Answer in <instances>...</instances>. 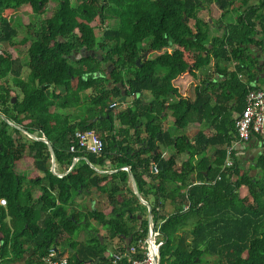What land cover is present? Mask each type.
<instances>
[{"label": "trees", "instance_id": "1", "mask_svg": "<svg viewBox=\"0 0 264 264\" xmlns=\"http://www.w3.org/2000/svg\"><path fill=\"white\" fill-rule=\"evenodd\" d=\"M47 1L0 0V199L5 200L0 264L16 259L41 264L49 246L91 220L109 239L122 242L115 251L125 254L128 243L139 252L147 230L145 207L132 193L126 171L103 173L89 165L102 171L128 167L152 223L161 221L158 264H264V135H254L262 152L246 167L233 149L230 165L223 166L226 147L236 140L230 111L239 113L245 93L261 89L253 84L257 60L249 57L248 46L264 51V0H54L56 7L38 20L34 37L17 38L12 18L19 7L28 3L40 13ZM212 3L220 9L217 22L230 11L236 15L224 23V33L208 37V24L197 12ZM93 20L100 27L97 35ZM107 20L114 26H106ZM33 23L21 27L31 31ZM22 46L23 53L12 58L7 48ZM144 52L153 55L144 59ZM230 61L234 69L227 71ZM209 64L222 80H203L194 86L192 100L183 97L173 81L184 74L194 80ZM119 86L134 98L108 107L120 95ZM234 97L235 105L228 106ZM70 108L79 111L71 115ZM165 111L177 129L207 112L214 132L197 131L190 142L161 128ZM3 118L43 137L61 175L49 171L45 143L22 136ZM76 130H93L102 142L100 153L70 152ZM165 147L172 153L163 158ZM179 153L187 157L176 168ZM25 155L31 160L29 175L15 170ZM73 157L78 159L66 171ZM90 192L105 195L107 211L74 207L75 196ZM165 203L169 212L163 214ZM93 234L76 251L74 242L67 243L74 251L71 264L107 263L106 246L97 239L100 229ZM127 262L126 255L120 264Z\"/></svg>", "mask_w": 264, "mask_h": 264}, {"label": "built area", "instance_id": "2", "mask_svg": "<svg viewBox=\"0 0 264 264\" xmlns=\"http://www.w3.org/2000/svg\"><path fill=\"white\" fill-rule=\"evenodd\" d=\"M244 106L242 110L233 118L236 143L247 142L252 135H264V89L248 90L243 98ZM115 103H110V107ZM102 148L100 138L93 130H76L72 134V141L68 150H81L92 154H99ZM232 146L226 148V156L223 166L230 165V154ZM77 157L72 160L77 161ZM125 170L126 167H121ZM152 171L156 169L152 166ZM0 205H5V200L0 199ZM186 209V205L182 206V210ZM161 221L153 224L152 221L147 224L146 235L143 240V245L137 252L134 245H127V264H153V261L158 258L157 249L161 240L159 226ZM125 254L118 251L111 252L107 256L106 264H120V261ZM41 264H71L68 257L64 253H60L56 246H49L45 254L41 258ZM105 264V263H99Z\"/></svg>", "mask_w": 264, "mask_h": 264}, {"label": "crops", "instance_id": "3", "mask_svg": "<svg viewBox=\"0 0 264 264\" xmlns=\"http://www.w3.org/2000/svg\"><path fill=\"white\" fill-rule=\"evenodd\" d=\"M212 4L213 5H210V7H208L209 5L202 7L197 12V16L199 18H201L203 21L207 22V24H208V37L220 36L222 33H224L225 32L224 31V23H228V22L233 21V19L235 18V15H236V12L230 11L229 12V14H231L230 16H228L229 14L227 13L223 17L222 22H217V20L219 18V14H220V9L214 3H212ZM207 7L210 9L209 10L210 14H209V16H205L204 18H202L199 13L200 12H206L208 10ZM191 23L192 22H190L189 24L191 25ZM256 38H260V36L257 35ZM248 49L250 52L249 57L255 58L257 60V62H256L257 63V65H256L257 75L254 79L255 82L253 83V84H255V83L257 84L260 78L264 79V51H262L259 46H255V45H249ZM167 50H169V49H167ZM146 57H147V55H146ZM234 64L235 63L233 61L227 62L225 65L226 70L232 71L234 69ZM222 78L223 77H221L220 74L217 73L213 69V66L211 64H209L206 67H204L203 69H199V71L197 72V76L194 78V80L190 76H188L187 74H184V75L176 78L173 81V84L177 86L179 93L183 97L192 100L194 98L193 88L196 84L203 82V80L206 81V84H207V82L219 83L222 80ZM144 94H145L144 95L145 98L148 97V94L146 92ZM235 99H236V97H234L232 99V101L228 102V106H234L235 105V103H234ZM236 114H237V112L235 110L232 109L230 111L231 118H234V116ZM160 125H161V128L163 130H168L169 132H171L174 135H181V134L185 135L189 139L190 142H191L192 136L197 131H201L206 136H209L210 134H212L214 132V129L211 126L210 114H208L207 112H202L199 120H195L194 122H188L182 129H177V128H174V126H173V117L171 116L169 111H165V117H164V119H162L160 121ZM259 136H262V135H259ZM247 143H251L250 147H243ZM230 146H232V149L236 151L234 153L235 156L240 155V157H241L242 152L246 151L247 154L250 156V158H253L254 156H256L259 153L257 151L258 148L262 149L261 142L254 135H252L250 137V139L244 143H236L235 141H231ZM171 153H172L171 147L161 148V156L163 158H166ZM186 157L187 156L185 153L177 154L175 156V167L176 168L179 167L181 162H183L186 159ZM196 158H197V156L193 157V162L196 161ZM247 160H249L248 157H247ZM240 163L243 166L242 161ZM108 170H110V169H108ZM128 183H129V180H128ZM129 186H130V183H129ZM101 231L102 230L100 229V232ZM116 248H117V246L114 245V249L111 252H115ZM66 251H69V250L67 248H65L63 252H60V251L59 252L66 254L65 253Z\"/></svg>", "mask_w": 264, "mask_h": 264}, {"label": "rangeland", "instance_id": "4", "mask_svg": "<svg viewBox=\"0 0 264 264\" xmlns=\"http://www.w3.org/2000/svg\"><path fill=\"white\" fill-rule=\"evenodd\" d=\"M235 5L237 4V2L234 3ZM213 5V4H210ZM210 5L208 7H210ZM49 6V5H48ZM207 7V11L206 12H200L199 14L201 15L202 18H204L205 16H209L210 14V9ZM47 9V6L45 8ZM29 8L26 5H22L19 7V9L17 10V12L14 14L15 17L14 18H21V23L22 24H26L28 21L29 22H34L35 18L30 15L29 13ZM229 14V13H228ZM48 15V13H47ZM231 14H229L228 16H230ZM104 24H106V26L108 27H113L114 26V22L112 20H107L104 22ZM90 25L93 27L94 33L97 35L100 31V27L97 23L96 20H93L90 22ZM16 30H18V36L21 35V33H19L20 28H17ZM17 36V38H18ZM1 48V46H0ZM25 48V46H22L20 49L16 50L13 49L11 47H8L7 50L10 53L12 58L18 57L20 56V54L23 53V49ZM153 53H147V57L152 56ZM160 72L163 71L162 68L159 69ZM27 70L22 67V71L21 74L22 76H24L26 74ZM258 87L261 89H264V79L260 78L258 83H257ZM89 91H86V93H88ZM13 94V93H11ZM122 105H125V103H122ZM78 108H70L67 110V112L71 115L73 114H77L78 113ZM23 136V133H21ZM241 161L243 163V166L246 167L248 164V160L247 157L249 156L247 154L246 151L242 152L241 154ZM238 158H240V155L238 156ZM15 170L19 173H23V174H27L29 175L31 173V160L30 158H28L26 155L23 156V158L16 164ZM251 174H254V171H251ZM166 184L171 185V183L168 181ZM243 192H241L240 194H242ZM39 194V191H34L33 192V196H37ZM151 198H149V202H151ZM75 208H78L80 210H85L87 209L89 206L90 207H94L96 209H101L103 211H107V204H106V200H105V195L104 194H100L98 192H90V194H81L78 196L74 197V203H73ZM169 212V209L167 208V204H164L163 207V214ZM142 218H146V210L142 212ZM83 222V220H81V223ZM138 224V222H133V225L136 227ZM189 226V225H188ZM188 228V227H187ZM93 229H101L102 231L100 232V236L97 237V239L99 240V238H101V242H104L105 244V250H104V255L107 257L109 256V254L111 253V251H113L114 249V245L115 246H121L122 242L119 241L118 238H113V239H109L108 235H107V231L104 229V227H102L98 222L91 220L88 224L87 227H78L77 229H75V231L69 235V234H65V236L62 237L61 241H59L56 245V248L58 251L63 252L64 249L67 247V243L68 242H74L75 245V251L78 250V248H81L83 246H85L89 239L92 238L94 236L93 234ZM128 239H124L125 242H127ZM100 243V242H99ZM67 257H74V251H72L70 249V251H66L65 252ZM26 256V254H25ZM5 264H23V260H14V261H7L5 262Z\"/></svg>", "mask_w": 264, "mask_h": 264}, {"label": "water", "instance_id": "5", "mask_svg": "<svg viewBox=\"0 0 264 264\" xmlns=\"http://www.w3.org/2000/svg\"><path fill=\"white\" fill-rule=\"evenodd\" d=\"M95 52H96L97 54L100 53L99 50H98V51H95ZM89 54L92 55V54H93L92 51H90ZM146 55H147V53L144 52V53H143V58H144V59L146 58ZM97 74H98V73H97ZM97 74H96V75H97ZM107 77H108V76H107ZM108 86H110V82H107V83H106V87H108ZM119 88H120V95L118 96V98H116V100H115L114 102H111V103H115V104H116V103L129 102L131 99L134 98V95H132L131 97L124 96V95H123V89L121 88V86H119ZM13 101H14V97H11V102H13ZM108 107H110V104H109ZM3 120H4L8 125H10L11 127L18 129L20 132H22L23 134H25L28 138L33 139V140H38V141H41V142L45 143V145L47 146L48 152H49V156H50L49 171L52 172V173H54V174H56L57 176H60V175H61V174H57V173H55V171H54V155H53V151H52V148H51V146L49 145V143H48L43 137H36L34 134L27 133V132H25L24 130H22L21 128H19L18 126H16V125L12 124L11 122L7 121L5 118H3ZM250 145H251V143H247V144H246L245 146H243V147H250ZM257 151L260 153V152H262V149L258 148ZM255 154H256V153H255ZM255 154H254V155H255ZM74 163H75V160H72L71 163H70V166L68 167V169H67L66 171H68V170L74 165ZM89 166H90L93 170H95V171H97V172H103V173H111V172H114V171H117V170L121 169V168H116V169H114V170H103V171H102V170H98V169H96V168H95L94 166H92V165H89ZM152 166H153V165H152ZM125 167H126L125 171H126L127 176H128V180H129V183H130L131 191H132V193L136 196V198L138 199V201H139L142 205H144V207H145V210H146V223L148 224V223L151 222L150 206H149V204H148L145 200H143V199L139 196V194H138V192H137V189H136V186H135V183H134V180H133V177H132V175H131V172L129 171V169H128L127 166H125ZM252 171H253V170H252ZM137 217H138V216H137ZM128 240H129V239H128ZM99 242L101 243V238H99ZM127 245H128V243H125V251H127ZM68 250L70 251V248H69ZM153 264H158V258L155 259V260L153 261Z\"/></svg>", "mask_w": 264, "mask_h": 264}, {"label": "flooded vegetation", "instance_id": "6", "mask_svg": "<svg viewBox=\"0 0 264 264\" xmlns=\"http://www.w3.org/2000/svg\"><path fill=\"white\" fill-rule=\"evenodd\" d=\"M70 2H72V0H70ZM24 5H26L28 8H29V12H27V13H29L30 15H32L34 18H35V21H34V26H35V28H33L31 31L29 30V31H26V29H25V31H24V29L21 27V25H23L22 23H21V18H20V16H19V18H14L15 17V15H13V18H12V23L14 24V27L17 29V28H20V32L19 33H21V35L20 36H22L23 34L25 35V36H27L28 38H33L34 37V35H35V29H37L36 27L37 26H39V19H41V18H45V17H47V13H49V14H51V12L54 10V8L56 7V5H57V2L56 1H54V0H49V1H47L46 3H45V5H44V10H43V12H40V13H34V12H32L31 11V7L28 5V3H25ZM49 5V6H48ZM46 6H47V9H49V12H48V10H46L45 8H46ZM27 23H29V21L27 22ZM17 31V36H18V30H16ZM20 36H18V38L20 37ZM73 54H75L74 52H73ZM22 133V132H21ZM248 158L249 159H251L250 158V156H248Z\"/></svg>", "mask_w": 264, "mask_h": 264}]
</instances>
